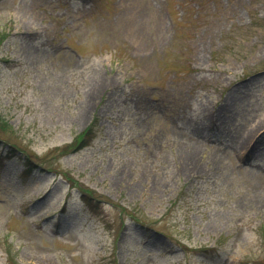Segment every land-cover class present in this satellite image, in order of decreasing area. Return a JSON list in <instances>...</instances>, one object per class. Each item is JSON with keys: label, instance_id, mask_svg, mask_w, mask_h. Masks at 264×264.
<instances>
[{"label": "rangeland", "instance_id": "obj_1", "mask_svg": "<svg viewBox=\"0 0 264 264\" xmlns=\"http://www.w3.org/2000/svg\"><path fill=\"white\" fill-rule=\"evenodd\" d=\"M0 118V264H264V0H0Z\"/></svg>", "mask_w": 264, "mask_h": 264}, {"label": "trees", "instance_id": "obj_2", "mask_svg": "<svg viewBox=\"0 0 264 264\" xmlns=\"http://www.w3.org/2000/svg\"><path fill=\"white\" fill-rule=\"evenodd\" d=\"M0 125L1 124V118H0ZM1 128V126H0ZM90 130V127H86L78 136V141H77V145H82V144H85V137H86V134L87 132ZM0 142H1V139H0ZM8 145V152L9 154L7 155H3L4 157L6 158H11L13 157L14 155H19L22 159H23V162H24V167L22 169V172L24 174H29L32 167H35V166H38V163L35 162L34 160H31L29 155L26 154L23 150H21L20 148L16 147L15 145L13 144H7ZM0 146H1V143H0ZM1 156V155H0ZM83 194V193H82ZM86 199H89V198H86ZM90 201V200H89ZM89 204L91 205V203L89 202Z\"/></svg>", "mask_w": 264, "mask_h": 264}]
</instances>
